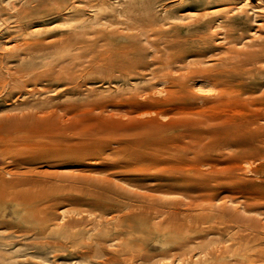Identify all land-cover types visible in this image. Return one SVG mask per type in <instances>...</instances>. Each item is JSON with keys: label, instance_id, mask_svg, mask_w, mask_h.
<instances>
[{"label": "rangeland", "instance_id": "rangeland-1", "mask_svg": "<svg viewBox=\"0 0 264 264\" xmlns=\"http://www.w3.org/2000/svg\"><path fill=\"white\" fill-rule=\"evenodd\" d=\"M249 238L264 264V0H0V264Z\"/></svg>", "mask_w": 264, "mask_h": 264}, {"label": "bare ground", "instance_id": "bare-ground-1", "mask_svg": "<svg viewBox=\"0 0 264 264\" xmlns=\"http://www.w3.org/2000/svg\"><path fill=\"white\" fill-rule=\"evenodd\" d=\"M18 32V31H17ZM32 49V47H31V45H27L26 46V48L23 50V52H25V53H27L29 50H31ZM75 158H77V159H79L78 157H75ZM216 164V163H215ZM202 165H204V164H202ZM201 165V166H202ZM189 166V165H188ZM191 166V165H190ZM69 167H72V166H69ZM217 167H220V166H217ZM216 167V168H217ZM222 167H224V166H222ZM222 167H221V169H222ZM226 167V166H225ZM189 168V167H188ZM192 168V167H191ZM193 168H195V167H193ZM228 169V168H227ZM226 169V170H227ZM218 171V170H217ZM220 171H222V170H220ZM219 171V172H220ZM202 202V201H201ZM196 206V205H195ZM190 207H192V206H190ZM189 207V208H190ZM193 208H196V207H194L193 206ZM169 214H173V215H176V213H174V211H169V212H160V213H155V215H154V218H156V219H160L161 220V222H163V221H167V218L166 219H164V217L166 216V215H169ZM241 229H242V226L240 227ZM193 233H195L196 235L194 236V237H192V239H189V238H185V240H183L182 242H180L179 243V250L181 251V253H182V255L183 254H186V255H191V254H187V252H185L187 249H186V247L188 246V244L190 245V244H193L194 242H196V240H198V239H200L201 237H202V235H205V236H209V235H212V234H218L219 233V230L218 229H212V228H208L207 230H200V229H196V230H194V232ZM247 240H248V237L246 238ZM252 239H254V238H249V243H248V241L246 240L245 242H243V241H238L235 245H229V244H227V245H223V246H220V245H216L215 247H213L211 250H209L208 252H207V255L209 256V258L211 259V260H215V259H218V258H220V257H222V256H224V255H228L229 257H231V259H232V257L233 256H235L236 255V252L237 253H240V252H243V254H245V256L244 257H242V258H240V259H235V260H231L230 259V261L228 262V263H226V264H256V262L258 261V258L256 257L257 255H256V253L254 252H252L251 254L249 253L250 252V250L249 249H247V247L249 246L250 247V249H252L253 247H251L249 244H250V242H252ZM240 240H242V239H240ZM229 241V243L231 242V240H228ZM244 243H245V246H244ZM235 247V253H234V255H233V252H234V250H233V248ZM184 249H186V250H184ZM243 254H241V255H243ZM181 254L178 256V257H181L182 256ZM240 255V256H241ZM259 258H260V256H259ZM262 258V257H261ZM260 258V259H261Z\"/></svg>", "mask_w": 264, "mask_h": 264}]
</instances>
